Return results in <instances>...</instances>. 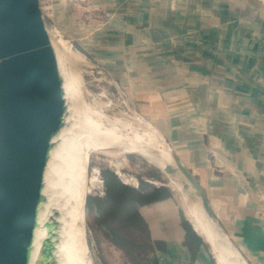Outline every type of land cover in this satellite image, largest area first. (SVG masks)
<instances>
[{
	"label": "crops",
	"instance_id": "0c3cea01",
	"mask_svg": "<svg viewBox=\"0 0 264 264\" xmlns=\"http://www.w3.org/2000/svg\"><path fill=\"white\" fill-rule=\"evenodd\" d=\"M73 1L86 12L79 31L88 47L157 116L235 250L247 264H264V0ZM174 202L135 206L148 223L182 235ZM174 244L166 264L196 261L192 248Z\"/></svg>",
	"mask_w": 264,
	"mask_h": 264
},
{
	"label": "rangeland",
	"instance_id": "374dc122",
	"mask_svg": "<svg viewBox=\"0 0 264 264\" xmlns=\"http://www.w3.org/2000/svg\"><path fill=\"white\" fill-rule=\"evenodd\" d=\"M38 2L43 23L51 34L53 45L63 40L69 52L61 59L63 69L66 66L65 70L69 73V77L74 79L69 94H74L78 103L85 106L87 104L95 106V102L102 101L107 103L108 110L122 108L131 116L137 115L138 121L144 125L150 124L159 130L154 122L157 116L155 117L150 111L141 110V106L138 107V97L131 94L133 90L130 81L127 83L118 68L105 61L106 59L102 57L103 53L102 56L98 55L101 52L97 49V54L94 55L95 50L88 47L85 32L79 31V23L86 18V12L78 13L77 8L74 10L70 6L75 2L73 0H38ZM63 2L67 5L65 9L60 8ZM83 3L86 7L87 1ZM57 63L60 66L59 60ZM60 90H62L61 85ZM51 114L53 117L54 114L52 112ZM133 122L137 123V120L134 119ZM166 145L169 146L167 141ZM114 165L121 167V171L128 178L139 181L140 190L134 192L136 189L132 185L127 186L133 190L130 193L138 194L139 197L148 200L152 206L173 198L175 214L180 215L183 220L180 225L182 235L167 234V225L148 223L143 216L139 220L137 211L140 213L141 208L133 206L126 209L119 206V184L122 182L121 176L115 173ZM95 170L100 172L99 182L95 189L94 186L90 188L91 192L85 207V233L88 235L85 237L89 246L87 264H166V253L173 252L177 247L174 238H177L179 243L192 248L193 260H196L192 264L205 263L206 260L210 264H215L212 249L216 248L221 253L223 251V243L217 238L216 227L203 214L213 237L202 226L197 228L189 215L197 214L201 217L197 207L201 206L199 200L191 191L186 189L179 191L175 186L169 185L174 178L164 174L157 164L142 155L122 152L117 148L104 151L92 150L88 163V178L94 175ZM176 182H178L177 187L183 185L180 179ZM163 185H169L172 191L167 190L168 188H164ZM187 199L192 201L190 203L192 206L188 207ZM204 226L206 228V225ZM217 228L224 232L228 240L229 236L223 225L219 223ZM228 259V263L231 264L232 261Z\"/></svg>",
	"mask_w": 264,
	"mask_h": 264
},
{
	"label": "bare ground",
	"instance_id": "6f19581e",
	"mask_svg": "<svg viewBox=\"0 0 264 264\" xmlns=\"http://www.w3.org/2000/svg\"><path fill=\"white\" fill-rule=\"evenodd\" d=\"M65 47L63 40L53 45L55 60H59L61 66H58L57 82L62 90L58 97L61 113L58 115V127L55 126V129L50 121H46L47 133H52L51 138L56 136L51 148L52 157L49 156L47 165L48 159L44 154L39 165L38 177L23 219L14 264H34L35 259L39 260V264H87L89 246L85 237V207L90 188L94 186L95 189L100 176L99 170H95L94 175L88 178L92 150L117 148L122 152L142 155L157 164L168 177L174 178L169 185L175 186L179 191L184 189L183 185L177 187L176 180H184V177L178 170L177 159L166 145L160 130L150 124L144 125L138 121L137 115L131 116L122 108L108 110L109 106L102 101L95 102V106H85L78 103L74 94H69L74 79L69 77L66 66L63 69L61 65L63 55L69 53ZM132 119H136L137 123ZM46 151L48 153L45 144L43 153ZM5 165L6 157L0 148V183ZM170 167L179 173L178 176L169 174ZM120 168L116 167L115 173L121 176V181L138 188L139 181L128 178ZM43 169L47 171L46 180L43 178ZM197 207L201 217L195 214L190 215V219L197 228L202 226L213 237L201 206ZM55 211L57 214L54 217ZM216 233L225 247L222 253L216 248L212 249L216 263L229 264V258L234 264H246L225 238L222 230L216 227Z\"/></svg>",
	"mask_w": 264,
	"mask_h": 264
},
{
	"label": "water",
	"instance_id": "95a60500",
	"mask_svg": "<svg viewBox=\"0 0 264 264\" xmlns=\"http://www.w3.org/2000/svg\"><path fill=\"white\" fill-rule=\"evenodd\" d=\"M57 79L53 40L43 23L38 0H0V148L6 157L0 183V264L15 263L39 165L44 154L47 165L52 157L56 136L51 138L52 133H47L46 121L58 127L61 90ZM45 144L48 153H43ZM175 157L184 189L197 197L207 220L218 227L206 192ZM168 172L174 177L179 174L171 167ZM42 174L46 180V169Z\"/></svg>",
	"mask_w": 264,
	"mask_h": 264
},
{
	"label": "trees",
	"instance_id": "16d2710c",
	"mask_svg": "<svg viewBox=\"0 0 264 264\" xmlns=\"http://www.w3.org/2000/svg\"><path fill=\"white\" fill-rule=\"evenodd\" d=\"M119 186H120L119 206L128 209L129 207H133V206H135V204H138V203H142V202L149 203L148 200L144 199L143 197H139L138 194L130 193V192H133V190L129 189L127 186L123 185L122 183H120ZM135 191H137V190H134V192ZM156 191H160V190H156ZM147 196H149V195H147ZM124 202H125V204H124ZM141 216L142 215L140 213H138V211H137V217H139V220H140ZM142 222H144V221H142Z\"/></svg>",
	"mask_w": 264,
	"mask_h": 264
}]
</instances>
